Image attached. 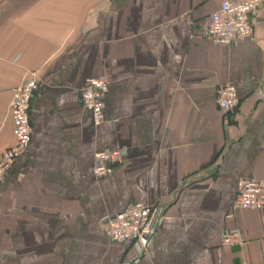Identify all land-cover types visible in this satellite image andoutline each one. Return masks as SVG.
<instances>
[{"label":"crops","instance_id":"1","mask_svg":"<svg viewBox=\"0 0 264 264\" xmlns=\"http://www.w3.org/2000/svg\"><path fill=\"white\" fill-rule=\"evenodd\" d=\"M222 1L0 0V161L15 89L39 78L30 147L0 184V264H122L134 244L110 240L104 218L137 201L164 207L137 264H264V209L232 206L239 176L264 177V6L254 36L219 45L206 31ZM98 75L96 125L80 90ZM224 82L241 98L229 126ZM106 147L128 155L97 178ZM227 226L244 241L223 244Z\"/></svg>","mask_w":264,"mask_h":264},{"label":"built area","instance_id":"2","mask_svg":"<svg viewBox=\"0 0 264 264\" xmlns=\"http://www.w3.org/2000/svg\"><path fill=\"white\" fill-rule=\"evenodd\" d=\"M264 6V0H224L210 14L206 36L219 45H232L246 37H252L256 28V13ZM39 78L32 74L14 92L10 105V117L14 125L16 143L7 148L0 161V184L16 158L26 154L32 141V102ZM109 80L105 75L87 78L80 90L82 104L91 110L94 124H100L105 117L106 95ZM264 97L262 91L257 98ZM241 98L232 82L219 83L216 87V103L226 126L232 123L233 115L239 109ZM128 150L123 147H106L94 155L93 172L97 178L111 176L118 165L123 163ZM198 172L194 178L203 176ZM233 208L264 209V177L239 176L236 179V193ZM164 207L159 204L132 202L113 215L104 218V233L112 241H131L135 255L122 264H137L158 232L162 223ZM232 212L227 214L231 217ZM244 241L238 227H225L222 243L240 244Z\"/></svg>","mask_w":264,"mask_h":264}]
</instances>
